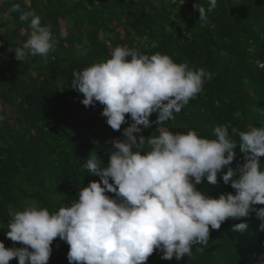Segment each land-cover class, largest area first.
<instances>
[{
    "label": "trees",
    "instance_id": "16d2710c",
    "mask_svg": "<svg viewBox=\"0 0 264 264\" xmlns=\"http://www.w3.org/2000/svg\"><path fill=\"white\" fill-rule=\"evenodd\" d=\"M197 2L209 6L208 0H2L0 241L6 247L23 246L6 235L16 211L30 203L50 212L70 204L80 187L99 180L83 167L89 154L97 153L107 165L109 141L124 138L130 114L128 123L113 130L101 115L103 105L84 106L83 94L70 88L74 71L110 58L118 45L148 55L168 54L177 63L212 73L202 91L162 126L169 131L195 130L212 139L219 125H227L230 133L264 125V0H217L204 22L194 8ZM26 11L51 25L54 47L47 58L16 59L13 50L31 32L30 19H20ZM156 119L153 113L150 120ZM157 127L153 123L143 135H159ZM236 152L233 168L244 162L239 146ZM196 187L214 197L235 192L222 177L217 185L205 178ZM238 223L247 229L233 230ZM260 223L255 213L229 218L220 229L210 228L207 245H193L191 257L164 260L156 250L146 264H258L264 257ZM52 249L48 264H69L65 241L57 237ZM9 264H18V258Z\"/></svg>",
    "mask_w": 264,
    "mask_h": 264
},
{
    "label": "clouds",
    "instance_id": "9594fccd",
    "mask_svg": "<svg viewBox=\"0 0 264 264\" xmlns=\"http://www.w3.org/2000/svg\"><path fill=\"white\" fill-rule=\"evenodd\" d=\"M208 5L194 4L202 22L217 0ZM20 19H30L31 32L13 50L16 59L47 58L54 47L51 25H42L34 11ZM73 77L70 88L83 94L80 102L103 105L101 115L113 130L128 123L126 114L132 122L123 129V139L109 141L107 165L97 153L89 154L83 167L99 180L80 187L70 204L50 212L30 203L12 215L6 235L23 246L6 247L0 241V264L13 258L18 264H48L57 237L69 245V264H146L156 250L161 259L180 261L192 256L193 245H207L210 228L218 230L229 218L252 213L264 232V207H255L264 205V125L232 128L231 133L219 125L212 139L195 130L174 133L162 127L202 91L212 73L177 63L168 54L148 55L118 45L110 58L74 71ZM153 113L155 121L150 120ZM153 123L159 135L144 136L143 129ZM238 146L244 162L233 168ZM219 177L235 192L214 197L196 187L205 178L217 185ZM247 227L238 223L233 230ZM258 264H264V257Z\"/></svg>",
    "mask_w": 264,
    "mask_h": 264
},
{
    "label": "rangeland",
    "instance_id": "374dc122",
    "mask_svg": "<svg viewBox=\"0 0 264 264\" xmlns=\"http://www.w3.org/2000/svg\"><path fill=\"white\" fill-rule=\"evenodd\" d=\"M2 0H0V4H1Z\"/></svg>",
    "mask_w": 264,
    "mask_h": 264
}]
</instances>
